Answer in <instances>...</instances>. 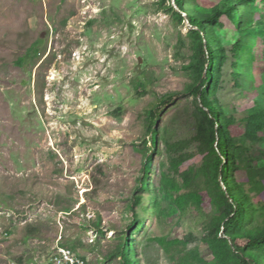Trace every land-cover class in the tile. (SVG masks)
Returning <instances> with one entry per match:
<instances>
[{
    "label": "rangeland",
    "instance_id": "1",
    "mask_svg": "<svg viewBox=\"0 0 264 264\" xmlns=\"http://www.w3.org/2000/svg\"><path fill=\"white\" fill-rule=\"evenodd\" d=\"M220 1L185 0L186 12ZM161 3L0 0V264H46L57 246L87 264H120L110 256L133 220L129 206L143 165L135 147L147 138V113L188 82L181 67L189 53L176 49L187 23L176 24ZM38 40L41 60L28 72L17 67ZM232 98L223 95L224 103ZM196 107L179 96L165 110L155 186L167 161L165 143L193 136ZM235 176L259 194L255 200L264 199L263 185L249 184L245 172ZM143 209L135 264H172L151 239L202 236V220L192 214L159 224ZM191 247L211 259L200 241Z\"/></svg>",
    "mask_w": 264,
    "mask_h": 264
},
{
    "label": "trees",
    "instance_id": "2",
    "mask_svg": "<svg viewBox=\"0 0 264 264\" xmlns=\"http://www.w3.org/2000/svg\"><path fill=\"white\" fill-rule=\"evenodd\" d=\"M172 1L162 0L161 10L179 26L187 23L176 49L189 53L181 67L188 82L183 93L162 97L147 113L148 140L135 147L143 165L129 206L133 220L110 258L135 264L134 235L140 231L138 208L143 207L159 224L190 214L202 220L196 241L193 235L151 239L172 264H264V199L255 200L259 194L251 195L235 176L245 172L249 184L263 185L264 192V0H222L192 14L186 12L191 8L185 0H174L178 11ZM42 47L38 40L15 65L31 71L43 56ZM140 89L145 93V83ZM226 92L233 93L229 103H224ZM179 96L196 102L195 131L188 140L165 143L167 161L155 186L154 162L162 155L159 123ZM92 224L102 235L100 222ZM197 240L210 260L199 247H191Z\"/></svg>",
    "mask_w": 264,
    "mask_h": 264
},
{
    "label": "built area",
    "instance_id": "3",
    "mask_svg": "<svg viewBox=\"0 0 264 264\" xmlns=\"http://www.w3.org/2000/svg\"><path fill=\"white\" fill-rule=\"evenodd\" d=\"M61 233V232H60ZM61 236L59 235V240ZM93 241H90L92 243ZM46 264H87V261L71 250L57 246L54 248L49 261Z\"/></svg>",
    "mask_w": 264,
    "mask_h": 264
},
{
    "label": "water",
    "instance_id": "4",
    "mask_svg": "<svg viewBox=\"0 0 264 264\" xmlns=\"http://www.w3.org/2000/svg\"><path fill=\"white\" fill-rule=\"evenodd\" d=\"M172 5L174 6V8L178 11V7L175 5V1L173 0L172 1ZM185 16V15H184ZM42 38L44 37V34H42L41 36Z\"/></svg>",
    "mask_w": 264,
    "mask_h": 264
}]
</instances>
